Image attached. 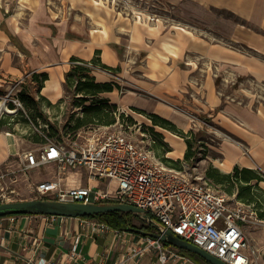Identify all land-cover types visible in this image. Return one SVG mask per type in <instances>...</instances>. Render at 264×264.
I'll return each instance as SVG.
<instances>
[{
	"label": "crops",
	"instance_id": "0c3cea01",
	"mask_svg": "<svg viewBox=\"0 0 264 264\" xmlns=\"http://www.w3.org/2000/svg\"><path fill=\"white\" fill-rule=\"evenodd\" d=\"M3 4L7 2L0 0V80L23 75L25 67H29L31 73H46L47 79L39 91L44 100L38 104L44 116L48 114L50 118L51 110L61 109L65 104L61 99L65 90L64 74L71 67L70 57L90 60L95 50L99 49L101 62L120 69L108 73L95 68L93 75L113 81L119 88L126 85L132 88L118 95L119 88L115 87L103 92V97L110 99L119 109L137 108L145 113L157 114L184 133L192 128L189 118L172 107L178 103H188L191 110L188 116L204 115L200 119L204 125H200V128L213 140L210 148L214 155L210 157V163L214 167L226 173L234 166L264 173V102L255 104L252 97L249 103L225 100L216 88L213 69L216 64L223 65L226 73L230 72L235 77L246 76L264 85V0H154L158 8L170 7L172 12L178 14L181 20L176 22L156 17L153 20L141 17L137 20L129 14L131 21L123 15L124 10L119 18L118 14L110 15L112 9L108 7V14L102 18L107 19V24L112 27L116 25L127 29L121 36L107 28L105 31L99 30L102 26L91 17L87 21L82 17L74 18L71 22L60 18L63 32H67L70 26V36L64 40V47L57 49V53L53 44L60 43L61 36H56L59 40L52 38V43L48 34L42 37L35 35L39 31L32 27L30 36L24 38L20 35L21 28L12 20L13 16L6 13ZM20 4L37 5L38 12L45 11L42 0H23ZM34 7H31L33 12ZM220 11L230 13L235 19ZM29 24L33 25L31 22ZM149 25L154 28L150 30ZM201 25L221 40L207 36L201 40L190 30ZM155 28L159 31L157 36L149 35L150 32L154 33ZM42 29L48 30L44 26ZM144 43H149L152 51L145 54L146 66L142 67L131 61L136 60L137 55L141 56ZM195 55L207 62L206 68L194 67ZM149 60L156 62L154 69L148 64ZM151 71L154 76L150 75ZM195 74H202L204 78L197 81ZM33 84L30 82V88ZM32 90L31 93L29 89V93H35L37 98V90ZM168 99L177 103H169ZM206 118L209 124L204 122ZM146 120L150 121L148 118ZM9 128L4 125L0 129V170L14 169L20 163L18 138L7 133ZM33 128L36 129L35 126ZM158 128L162 130L164 140L173 144L175 155L179 159L184 156L187 148L184 139L172 134L169 137L164 133L167 129ZM69 171L61 173L66 186L86 184V175L77 169ZM26 178L23 173H18L17 189L20 188V180L28 183ZM27 186L30 190L31 185ZM87 222V218L81 217L34 214L3 216L0 222V264H36L40 258L50 264H196L184 255L170 256L160 262L158 251L148 243L147 236L117 231L111 227L94 232ZM133 248L137 253L132 254Z\"/></svg>",
	"mask_w": 264,
	"mask_h": 264
},
{
	"label": "built area",
	"instance_id": "2783aa9c",
	"mask_svg": "<svg viewBox=\"0 0 264 264\" xmlns=\"http://www.w3.org/2000/svg\"><path fill=\"white\" fill-rule=\"evenodd\" d=\"M4 100L21 107L17 93L12 95L11 90ZM7 110L11 113L13 109ZM19 158L16 168L0 170V202L20 194L16 187L18 173H23L29 181L31 171L53 164V177L30 184L29 192L34 198L131 204L162 228L227 264H251L257 254L241 227L242 223L258 222L250 205L238 200L235 194L219 192L205 180L165 165L150 149L126 134L117 131L77 133L68 143L55 142L45 136L44 142L22 151ZM77 168L85 172L86 184L66 186L61 173ZM101 182L107 186H99ZM87 223L94 232L110 228L95 219H88ZM147 241L155 246L160 262L181 255L156 238L147 236ZM135 253L137 250L133 248L132 254ZM36 264L50 263L40 258Z\"/></svg>",
	"mask_w": 264,
	"mask_h": 264
},
{
	"label": "rangeland",
	"instance_id": "374dc122",
	"mask_svg": "<svg viewBox=\"0 0 264 264\" xmlns=\"http://www.w3.org/2000/svg\"><path fill=\"white\" fill-rule=\"evenodd\" d=\"M4 1H6L7 4H3V8L7 10L6 11L7 14L13 16L12 20H14V22L21 28L22 30L20 31L21 36H23L24 38L30 36V31L32 27H34L35 31H39V32H35V35L42 37L45 34H48L49 39L52 43H53L52 38H55V40H59L58 38H56V36L59 35L61 36L60 43L56 42L55 45L53 44V47L56 50L59 47L60 48L64 47L63 44L65 42L64 40L68 39V36H70V32H69L70 26L69 28H67V32L66 31L63 32L61 28L62 25L60 24L59 21L60 18L61 19L65 18L67 21L71 22L74 18L82 17L84 21H87L91 17L94 19V21H97L96 23L98 24L100 23V25L102 26V29L99 30L105 31L107 28V30L111 31V33L116 34L117 36H121V34L124 33V31H126L127 29L123 27H118L116 25L112 27L109 23L107 24V19H103L102 16L108 14L106 12L108 10V7L112 9L110 10V15L113 14V16H115V14L116 15L118 14V18H119L120 14L122 16L121 11L124 10L123 15L128 16L131 21L132 18L129 16V14L135 16L136 17L135 19L137 20H140V17L148 20L149 19L153 20L154 17L162 18L167 22H176V20H181L178 14H175L170 10V7L158 8L157 6H155L154 0H145L146 2L139 0H101L102 2L99 3L94 2V0H42V3L45 5L44 6L45 11L41 10L40 12H38V10L36 9L37 5H32V4H27V6L21 5L20 3H23V0H4ZM17 1H19V4L17 3ZM24 1L26 2V0ZM19 7L21 9H19L18 11ZM31 7L35 8V12L31 11ZM220 13L228 17L232 16L233 19H235L233 15L231 16L229 15L230 13L228 14L222 11H220ZM30 22L33 23V25L30 26L29 24ZM43 26L47 27L48 30H43L42 29ZM176 26L182 29L187 28L185 26L182 27L180 25H176ZM148 28L152 30L154 26L149 25ZM190 30L194 31L197 35H199L202 38L201 40H203L204 36H207L209 38L212 37V39L216 41L221 40L218 37V35L212 36L209 33L210 30L204 27L203 25L199 27H193ZM17 31L19 32V28L17 29ZM158 33H159L158 29L155 28L154 33L150 32L149 35L157 36ZM151 39L152 37L150 38V42H152ZM128 45L129 44H127V46ZM234 46L243 51L251 52L247 48L240 47L237 45ZM115 47L118 48V45H116ZM126 48L128 49L129 47ZM141 49H143L140 51L141 56L137 55L136 60H132L131 62L137 63L142 67H144L146 66L145 54L148 53L149 51H152V48L149 43L147 44L144 43L142 44ZM57 52L58 50L56 51V53ZM189 60H190V56H189ZM193 63L196 69L198 67L200 68L207 67V62L204 61L198 55H195V59ZM148 64L151 66L152 69L156 67V62H153L151 60L148 61ZM181 66H183V64ZM208 66L210 67L211 64ZM213 69L215 71L214 79H215L216 88L225 100L236 99L241 102L249 103L250 97H252L254 99L255 104H257L258 102L260 103L264 102V85L262 83L254 82L252 81V79L246 76L240 75L235 77L234 74L230 72L226 73V70H223L225 69L223 65L220 66L219 64H216ZM24 70L25 72L21 76H13V77L11 76L7 79H4V81L0 80V116L3 113H9L10 111H8L7 109L11 110L9 106L10 102L8 100H4L5 95L6 93H8V91L11 90L12 95L13 94L16 95L17 91L23 87L26 88L27 90L30 89L31 93L33 92L32 89L36 90L34 84L31 85L30 88V82H31L30 81L31 74L29 75L30 68L25 67ZM91 74H93V71H91ZM150 75L154 76L153 71L150 72ZM226 76L228 77L226 78ZM97 77H95L97 81H106L101 76H97ZM195 77L197 81H201L204 78L202 74H195ZM27 80H29L30 82ZM117 90H118L117 94L122 95L127 90H132V88L126 85L123 88L121 87ZM32 95L35 96V93H33ZM102 95L103 92L98 94L99 97H103ZM98 96H96V98H98ZM77 97H80V94L73 95L71 90L65 88L62 97V99L65 101L63 108L61 109L56 108L54 110H51L49 114L50 118H48V114H47V119L49 123L54 125L56 129H58L56 135L47 136L52 141L68 143L73 137L76 136L77 133H80L81 135H87V133L93 131L102 132V133L112 132V131L121 132L123 134H126L132 140L139 142L140 144L150 149L151 153L157 160L160 159L162 160V157H167L173 160H177V162L173 166H175L176 168H181L180 170L189 176L198 177L199 179L205 180L204 179L205 171L209 166L212 165L210 163V157L214 155V152L210 148V143H212L213 140L210 138V136L207 135V133L202 128H200L201 127L200 125H204L203 122H200L201 117L204 116L203 114L200 115V117H197V115L195 114L188 116V112L191 113L188 103L186 104L178 103L174 105V107H172L175 111H178L179 113L183 114L186 118H189V125H191L192 127L190 130L192 131L190 135V141H191L190 150L193 155L189 159L185 160L184 156L180 157L179 159V157L175 155L173 144L167 143L166 140H164V134L161 135L162 130L159 129L158 126L155 127L152 124V121L147 117V114L150 112L140 113L131 108L123 109L122 107L120 109L117 107L116 110L108 108L105 109L104 112L108 111L109 115L104 119L107 118L109 119L111 117L115 118V121L113 123L105 125L103 123L91 122L82 125L78 129H72V127L75 125L76 119L84 117V111H83L84 105H89L92 101V96H85L86 100L84 102L79 100V98ZM168 101L169 103H177L172 99H168ZM15 106L20 108V106L17 105ZM14 110L15 109H13L12 111ZM120 113L123 114L120 115ZM146 118H148L150 121L148 122ZM204 122L206 124H209L208 118L204 119ZM39 123L40 125H43L42 119H39ZM193 124H195L196 126H194ZM6 126H10L7 132L12 133L14 136H17L19 143L18 150L20 153L24 150L36 148L38 145L42 143L43 139L45 140L47 131L43 132L42 130L40 129L37 130L35 128L34 130H32L33 127L29 128V125L28 126L22 125L19 122L17 123L12 122L10 125H6ZM38 127L39 126H37V128ZM190 131H188V133ZM154 133L158 134V136L155 135ZM164 133L165 135H169V137H171V134L180 136L168 129L167 131H164ZM180 137L185 141L186 137H182V136ZM158 141H162L166 145L156 147ZM169 151L172 152L170 153ZM174 157L176 159H174ZM77 170H79L81 174L83 173L85 175V172L82 169L77 168ZM67 171L70 172L69 170ZM219 171L221 170L219 169ZM258 171L264 174L262 171L260 170ZM29 175H30V179L28 183L25 180L24 181L20 180V184H19L20 194L11 196L10 197L11 199L9 201L34 198L33 193L29 192V188L27 184H29L30 186V184H33L40 179L43 178L47 179L50 178L52 175H55V167L51 164L41 166L35 171H33V173H30ZM205 181L207 183H211V186L214 187L219 192H223L227 194H235L237 196L239 192H241L244 197H248V199L246 200L243 199L241 200L251 205V207L254 210V216L258 222L252 224L242 223L241 227L245 230L246 237L248 238L250 244L256 249L257 252L256 256L253 257V261L251 264H264V181H260L258 184H252V187L250 188L249 191L246 188L240 189V184H234V185H231L229 183L215 184L212 180L208 178H206ZM112 184H115V182L113 181ZM99 186L106 187L107 183L101 182L99 183ZM134 223L139 225L141 222L140 220L135 219Z\"/></svg>",
	"mask_w": 264,
	"mask_h": 264
},
{
	"label": "trees",
	"instance_id": "16d2710c",
	"mask_svg": "<svg viewBox=\"0 0 264 264\" xmlns=\"http://www.w3.org/2000/svg\"><path fill=\"white\" fill-rule=\"evenodd\" d=\"M99 54H100V50L96 49L93 57L90 60L79 59L74 56H71L69 59L71 63V67L70 70L64 74L65 88L71 90L73 95L80 94V97L77 98H79V100L83 102L86 100L85 96H92L91 103L89 105H84L83 107L84 117L77 118L75 125L72 127V129H78L82 125L91 122L103 123L105 125H108L115 121V118L112 117L109 119L108 118L104 119L109 115V112L108 111L104 112V110L108 108L116 110L117 105L114 103H110L108 98L99 97L98 94L106 91H111L115 87L119 88V86L113 81H97L95 79V76L91 74V71H93L95 68H100L102 70L115 73L120 68L110 67L104 64L103 62H101ZM46 79H47V74L44 72L31 73L30 81L34 83L38 97L36 98L34 95L29 93V91L26 88L24 87L21 88L17 92V97L21 103V107L18 108L14 106L11 102L9 103L10 108L15 110L11 113H3L0 116V129H2L4 125H10L12 122L15 123L19 122L22 125L25 124L29 125V128L35 126L37 130L40 129L43 132L47 131L46 137L56 135L58 129H56L54 125L49 123L47 117L44 116L41 108L38 106L40 101L44 100V97H42L39 94V91L42 87L44 80ZM96 96H98V98H96ZM61 101H63V99H61ZM133 110L138 111L140 113H145L144 111L136 108H133ZM122 114L123 113H120V115ZM147 117L152 121V124L155 127L156 126L162 127L164 129L173 131V133H176L177 135L186 137L185 142L187 148L184 153V159L186 160L192 157L193 154L190 150L191 149L190 135L192 131L184 134L182 131L178 130L171 121L162 118L154 113H148ZM38 119H42L43 125H40ZM37 126L39 127L37 128ZM32 130H34V128H32ZM154 134L158 136V134L156 133ZM42 142H44V139ZM165 145L166 144L164 142L158 141L156 147L165 146ZM161 162L174 169H178V170L181 169L173 166L177 162V160H173L167 157H162ZM206 178L212 180L215 184H225V183H229L231 185L240 184V189L246 188L249 191L250 188L252 187V184H258L260 181H264V174L260 173L256 169H251L247 167L240 168L239 166H234L230 172L226 173L219 171L218 168L211 165L205 171L204 179L206 180ZM208 184L211 185V183ZM236 198L241 202L249 205L247 202L243 201L248 199V197H244L241 192H239L238 196L236 195ZM100 203H104V202L102 201ZM80 217L87 219H95L99 222H104L109 227L121 231H129L128 229L131 227H138L148 233L156 232L155 228H153L149 224L143 223L141 220H140L141 223L139 225L135 224L134 220L135 219L137 220L138 218L130 212L113 211L101 215L80 216ZM163 244L165 246L174 248L179 254L187 256L196 264H210L209 262H207L206 260H204L203 258L199 257L198 255L192 252H189L184 249L175 248L168 243H163Z\"/></svg>",
	"mask_w": 264,
	"mask_h": 264
},
{
	"label": "water",
	"instance_id": "95a60500",
	"mask_svg": "<svg viewBox=\"0 0 264 264\" xmlns=\"http://www.w3.org/2000/svg\"><path fill=\"white\" fill-rule=\"evenodd\" d=\"M121 211L130 212L143 223L151 225L156 232L148 233L138 227H131L128 230L142 236H149L158 239L162 243L192 252L203 258L210 264H227L219 258L211 255L204 249L193 243L183 240L168 229L162 228L156 221L144 213L138 207L126 203H81L64 202L53 199L30 198L0 202V217L12 214H34L54 215L65 217H80L101 215L108 212Z\"/></svg>",
	"mask_w": 264,
	"mask_h": 264
},
{
	"label": "bare ground",
	"instance_id": "6f19581e",
	"mask_svg": "<svg viewBox=\"0 0 264 264\" xmlns=\"http://www.w3.org/2000/svg\"><path fill=\"white\" fill-rule=\"evenodd\" d=\"M94 2L99 3V2H102V1L101 0L100 1L94 0Z\"/></svg>",
	"mask_w": 264,
	"mask_h": 264
}]
</instances>
